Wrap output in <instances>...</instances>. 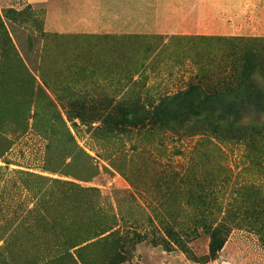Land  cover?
<instances>
[{
  "label": "rangeland",
  "instance_id": "1",
  "mask_svg": "<svg viewBox=\"0 0 264 264\" xmlns=\"http://www.w3.org/2000/svg\"><path fill=\"white\" fill-rule=\"evenodd\" d=\"M100 1L0 0V264H70L68 251L78 264H264L260 225L212 252L181 180L227 172L225 205L239 185L264 187V169L241 141L199 149L197 130L167 128L194 116L193 85L219 93L264 61V0H248L236 34L197 32L194 0L182 15L179 0H109L121 15Z\"/></svg>",
  "mask_w": 264,
  "mask_h": 264
},
{
  "label": "trees",
  "instance_id": "2",
  "mask_svg": "<svg viewBox=\"0 0 264 264\" xmlns=\"http://www.w3.org/2000/svg\"><path fill=\"white\" fill-rule=\"evenodd\" d=\"M250 57L252 56L247 54L246 60ZM252 62L245 66L244 79L237 81L227 90L208 93L199 85H193L191 88L199 91V105L191 110L194 116L187 114L185 118L176 120L167 128L197 130L202 137L198 142L199 149L206 145L211 151L222 152L223 144L226 142L241 141L246 146V154L251 165L264 169V61L254 56ZM214 99L220 100L219 103L210 102ZM184 113L185 111L182 114ZM26 129L27 124L23 123L14 131L23 133ZM189 171L195 172L185 173L181 180L190 185V188L196 187L195 194L190 196L199 208L195 226H201L210 235L212 252L222 249L230 230L236 225L243 224L248 227L260 225L261 229L264 228V187L255 183L239 185L238 188L231 190L234 195L231 194L230 200L224 205L218 200L216 193L219 188L229 183L227 172L223 175L215 174L211 173V169L199 171V168L194 169V166H191ZM262 173L264 174V171ZM207 198L215 201L211 203L214 208L211 212L212 220H208L210 213H206L203 208ZM166 231L171 238L177 239L178 231L174 230L173 224ZM261 239L264 242V234ZM61 259L69 261L70 264H78L69 251L62 255Z\"/></svg>",
  "mask_w": 264,
  "mask_h": 264
},
{
  "label": "crops",
  "instance_id": "3",
  "mask_svg": "<svg viewBox=\"0 0 264 264\" xmlns=\"http://www.w3.org/2000/svg\"><path fill=\"white\" fill-rule=\"evenodd\" d=\"M182 3H180V2ZM178 2V13L181 15L186 11L184 9L185 2L183 3L182 0H179ZM103 2V3H102ZM100 9V13L102 14H109L111 12V8L113 9L111 13H122L121 9H119L118 5L116 4V1L113 2V5L111 4V1L109 0H101L98 4ZM121 6V5H120ZM193 10L187 13H193L195 14V30L201 34H218V33H228V34H236L233 32L235 28H242V24H237L238 21V15L242 14L241 19H244L245 14L248 13V0H194ZM176 9V10H177ZM164 14V12H161ZM166 14V13H165ZM121 15V14H120ZM169 15V14H168ZM132 10L129 12V24L130 28L132 27V22L136 23L135 20L132 21ZM122 19H120V16H114L113 19H108L105 21V23H111L117 24L120 23ZM169 18H167L168 23ZM180 20V19H179ZM84 21V20H83ZM87 22H90V20H86ZM236 21H238L236 23ZM99 22L101 23L102 20L99 19ZM182 26V25H180ZM179 26V27H180ZM222 29V31L217 32L218 30ZM230 30L231 32H227ZM241 30H244L241 29ZM241 33V32H240ZM239 34V33H237Z\"/></svg>",
  "mask_w": 264,
  "mask_h": 264
}]
</instances>
